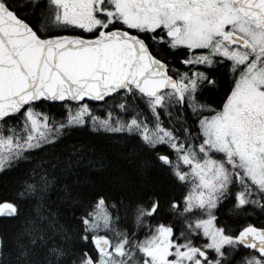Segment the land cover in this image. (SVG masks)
Wrapping results in <instances>:
<instances>
[{"label": "snow or ice", "instance_id": "snow-or-ice-1", "mask_svg": "<svg viewBox=\"0 0 264 264\" xmlns=\"http://www.w3.org/2000/svg\"><path fill=\"white\" fill-rule=\"evenodd\" d=\"M0 264H264V0H0Z\"/></svg>", "mask_w": 264, "mask_h": 264}, {"label": "trees", "instance_id": "trees-1", "mask_svg": "<svg viewBox=\"0 0 264 264\" xmlns=\"http://www.w3.org/2000/svg\"><path fill=\"white\" fill-rule=\"evenodd\" d=\"M251 220L256 221L258 224L262 222V221H260L259 219L255 218V217L253 219H251Z\"/></svg>", "mask_w": 264, "mask_h": 264}, {"label": "flooded vegetation", "instance_id": "flooded-vegetation-1", "mask_svg": "<svg viewBox=\"0 0 264 264\" xmlns=\"http://www.w3.org/2000/svg\"><path fill=\"white\" fill-rule=\"evenodd\" d=\"M249 222L258 224L256 221L253 220H249Z\"/></svg>", "mask_w": 264, "mask_h": 264}]
</instances>
